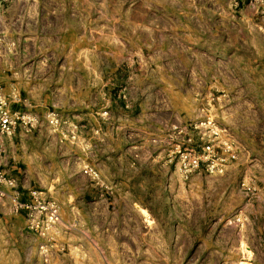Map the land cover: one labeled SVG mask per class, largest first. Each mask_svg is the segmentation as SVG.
<instances>
[{"label": "rangeland", "instance_id": "1", "mask_svg": "<svg viewBox=\"0 0 264 264\" xmlns=\"http://www.w3.org/2000/svg\"><path fill=\"white\" fill-rule=\"evenodd\" d=\"M0 72L4 168L59 208L1 199L0 264H264V0H0Z\"/></svg>", "mask_w": 264, "mask_h": 264}, {"label": "built area", "instance_id": "2", "mask_svg": "<svg viewBox=\"0 0 264 264\" xmlns=\"http://www.w3.org/2000/svg\"><path fill=\"white\" fill-rule=\"evenodd\" d=\"M257 3L262 0H252ZM34 118L25 115L17 110H12L7 100L0 94V200L6 196H10L11 207L14 212H24L26 227L35 232L40 237H47L56 224L59 222V208L49 200H46L41 192L35 189L29 191V199L22 200L18 192V183L15 177L10 175L4 168L6 163V147L5 139L11 137L18 126L21 124L32 125ZM222 130L215 127L213 133L217 136L221 135ZM204 153L208 154L206 159L209 160V155L213 152L210 144L204 148ZM203 158L200 155L191 154L185 149L180 153V167L184 178L189 176L199 169ZM211 166H214L211 163ZM91 170H86V173H91ZM9 191L11 193L9 194ZM40 249L47 252V244H41Z\"/></svg>", "mask_w": 264, "mask_h": 264}, {"label": "crops", "instance_id": "3", "mask_svg": "<svg viewBox=\"0 0 264 264\" xmlns=\"http://www.w3.org/2000/svg\"><path fill=\"white\" fill-rule=\"evenodd\" d=\"M0 75H1V72H0ZM148 123H150V127H151V129H150V131H149V133L147 132L148 131V124H146V122H144V120H142L141 122H140V124L136 127L137 129L136 130H134V131H139V133H140V135H141V137L140 138H143V137H145V139L147 140V138L149 137H151V139H153L154 140V137H153V128H155L156 126L157 127H160V125H157V124H155V122H154V120H150ZM154 124V125H153ZM133 131V130H132ZM138 133V134H139ZM148 134V135H147ZM14 159H15V157H14ZM10 163H12V165H10V167L14 170V173H16V176L17 177H19V178H21L20 179V187H18V191H19V193H20V198L22 199V200H28L29 199V191L31 190V187H30V180H26V179H22V171H21V168H20V165H19V163H15V161H14V163H13V161L12 162H10ZM20 174V175H19ZM8 192L9 193H11V191H9L8 190ZM143 205V204H142ZM20 213H22V214H24V212H20ZM15 217V219H16V221H19V222H21L22 223V221H23V216L20 214V215H14ZM23 224V223H22Z\"/></svg>", "mask_w": 264, "mask_h": 264}]
</instances>
